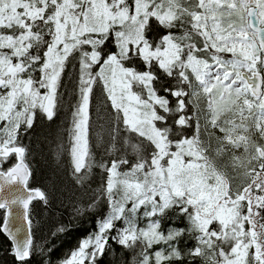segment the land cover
I'll use <instances>...</instances> for the list:
<instances>
[{
	"label": "snow or ice",
	"instance_id": "obj_1",
	"mask_svg": "<svg viewBox=\"0 0 264 264\" xmlns=\"http://www.w3.org/2000/svg\"><path fill=\"white\" fill-rule=\"evenodd\" d=\"M64 110L50 181L95 227L59 264H264V0H0V264H52L70 232L32 231L38 129Z\"/></svg>",
	"mask_w": 264,
	"mask_h": 264
},
{
	"label": "trees",
	"instance_id": "obj_2",
	"mask_svg": "<svg viewBox=\"0 0 264 264\" xmlns=\"http://www.w3.org/2000/svg\"><path fill=\"white\" fill-rule=\"evenodd\" d=\"M78 72V65L72 64L66 70L65 81L70 82L73 79L72 74ZM71 83L68 85L70 90ZM61 91H65L64 88ZM99 91L97 95H99ZM68 126V114L67 111H61L54 118L52 122L46 119L43 125L38 129L43 136H47L48 140L44 144L43 154H37L33 167L35 173L30 181L32 186H39L47 188L51 192V200L48 205H44L41 202H34L32 208V231L34 234V240L38 245L45 246L49 243L53 237L51 233L62 225H67L70 228V232L67 235L61 234L59 240H57V247L50 254L52 264H59L60 260L70 251V249L77 246L78 241L84 238L95 227V217L92 216H77L74 208L82 206L80 201V190L78 186H74L71 180L65 176L61 170L59 174L55 175V188L53 189L50 177L57 171V164L55 157L52 154V150L56 148L58 138L63 137L65 142L67 141V133L65 129ZM67 163V157H62ZM99 176L95 177L92 184L93 188H96L99 184ZM4 209H0V227L3 222ZM10 242L5 238L3 234H0V253L4 249L10 248ZM4 259L10 260V257H4ZM111 258H106L103 264H110ZM33 264H39L38 259L33 261Z\"/></svg>",
	"mask_w": 264,
	"mask_h": 264
},
{
	"label": "water",
	"instance_id": "obj_3",
	"mask_svg": "<svg viewBox=\"0 0 264 264\" xmlns=\"http://www.w3.org/2000/svg\"><path fill=\"white\" fill-rule=\"evenodd\" d=\"M7 193H0V197L6 196ZM2 202V200H0ZM8 210L4 209V216ZM23 210L18 206L14 205L11 208V215L9 216V227L16 230V228H20L22 230L21 235H24L28 231V225L24 222L22 218ZM1 227H3V222Z\"/></svg>",
	"mask_w": 264,
	"mask_h": 264
}]
</instances>
